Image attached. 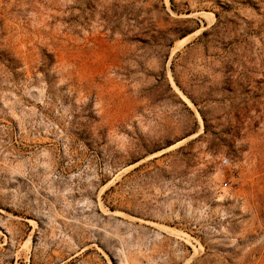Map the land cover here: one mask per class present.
Listing matches in <instances>:
<instances>
[{
	"label": "rangeland",
	"instance_id": "1",
	"mask_svg": "<svg viewBox=\"0 0 264 264\" xmlns=\"http://www.w3.org/2000/svg\"><path fill=\"white\" fill-rule=\"evenodd\" d=\"M0 264H264V0H0Z\"/></svg>",
	"mask_w": 264,
	"mask_h": 264
}]
</instances>
